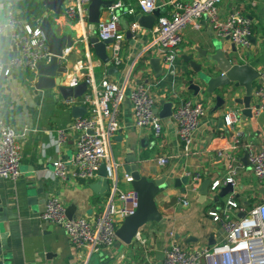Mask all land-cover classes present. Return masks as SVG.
<instances>
[{"label": "crops", "instance_id": "1", "mask_svg": "<svg viewBox=\"0 0 264 264\" xmlns=\"http://www.w3.org/2000/svg\"><path fill=\"white\" fill-rule=\"evenodd\" d=\"M108 1L120 2L121 7L115 12L119 17V29L125 35L130 26L137 22L135 18L139 12L136 1ZM26 4H29V1L23 3ZM64 5L65 2L62 4L61 14L58 15L46 12L38 6L29 8L31 14L25 19H19L21 10L15 9V13L18 20L33 28H39L42 18L46 17L57 37H71L73 46L66 55L67 82L77 77L76 63L85 60L86 53H89L96 82L107 77L109 81L125 86V97L118 116L120 129L112 139L109 162L106 163L117 166V172L123 164L126 152L132 148L131 156L140 157L141 176L151 181L165 179L161 193L155 199L162 221L159 224H148L142 230L155 251V258H158L159 251L171 242L169 233L174 235L173 241L186 247L221 242L224 239L222 230L211 223L206 213L211 208L221 206L225 198L215 201L218 191L209 194L202 201L198 189L205 180L224 185L229 176L228 166L231 165L236 200L246 208L264 201V187L257 183L250 168L242 162L245 155L244 145L251 143L257 147L264 144V113L248 118L242 115L243 107L236 104H227L223 109L214 111L215 100L205 96L196 97L205 102L208 111L190 149L186 152L177 140L175 126L169 118L162 120L163 130L158 138L153 136L150 129H136L133 126L132 108L128 99L129 91L142 84L151 92L159 113L164 107L160 102L170 103L172 110V106L179 100L193 97L182 83V74L187 68L181 56L188 54L193 48L205 51L209 43L217 38L204 21H201L200 30L188 28L177 50L174 73H166L165 66L160 61V71L156 73L150 60L158 59L159 52L157 48L147 49L153 40L150 31L154 22L148 31L140 28L137 37H125L123 51L120 53L122 64L116 74L109 76L106 74L108 66L103 65L94 56L88 41L83 38L84 33L93 37L94 27L88 22L80 24L65 16ZM11 6L13 5L0 7V22L6 20L7 11ZM232 8L243 9L251 20L254 41L246 60L241 62L256 71L264 66V0H222L221 16H225ZM129 10L133 13H128ZM156 10L160 13L159 16L167 12L165 0H155L153 12ZM107 13L108 11L104 10L100 20L105 19ZM140 35L141 38H138ZM223 47L225 54H228L232 44L226 42ZM106 50L109 56V47ZM9 51V42L2 36L1 58ZM236 56L239 58L237 50ZM36 81L34 72L20 70L2 80L0 84V113L17 136L21 153L18 180L11 182L0 178V196L8 210L7 222L4 224L7 250L3 252L7 259H3V264H81L86 259L85 252H75L64 230L60 226L41 222L39 214L47 199L56 196L62 201L65 210L72 209V219H94L102 213L108 195L96 193L99 187L92 188L93 185L99 184L98 177L82 182L71 178L63 181L55 176L53 163L67 162L74 153L77 134L70 127L77 116H83L85 113L72 110L73 107L81 106L65 105L64 98L57 88L37 90L34 87ZM242 96L243 92L239 91L236 97ZM229 110H240V120L234 128L227 127L224 120V114ZM59 128L67 130L68 133L67 142L62 148L56 145L55 130ZM235 132L240 133L238 142H235ZM141 140H145L143 148ZM218 151L222 152L221 156ZM159 157L167 159L164 166H158L156 159ZM195 173L200 174L201 182L196 190H192L189 177ZM124 178L125 175H121L117 186L122 191L131 189ZM184 178H187L186 185L181 181ZM175 180L178 181L177 185ZM113 189L111 184L110 192ZM182 190H185V193ZM183 199L188 201L187 207L182 206ZM124 259L122 254L116 252L115 246L111 250H103L92 256L89 263H126Z\"/></svg>", "mask_w": 264, "mask_h": 264}, {"label": "built area", "instance_id": "2", "mask_svg": "<svg viewBox=\"0 0 264 264\" xmlns=\"http://www.w3.org/2000/svg\"><path fill=\"white\" fill-rule=\"evenodd\" d=\"M139 14L147 16L155 9V0H135ZM65 16L75 19L78 23L87 22L90 0H65ZM222 0H165L167 12L156 17L153 29L152 43L147 48H157L159 61L165 66L166 73H174V62L177 59V50L183 42L184 32L188 28L201 29L204 21L217 39H227L235 46L241 61L246 60L251 48L252 23L241 8H232L225 16H221L220 5ZM121 7L120 2H112L106 9L108 15L101 19L94 27L93 37L99 42L111 40L109 47V63L120 67L122 60L120 52L125 35L119 29V17L116 10ZM128 13H133L129 10ZM140 28L134 22L129 31L132 37H137ZM9 33L10 40L17 48L18 56L10 59L6 65L0 56V74L5 67L4 77L13 72L29 70L36 72L38 63L47 64L52 55L49 52L43 32L17 19L15 10L7 11V18L0 22V38ZM84 41H89L90 35L83 34ZM89 45V43H88ZM72 48V47H71ZM71 48L64 49L59 62H66V55ZM90 50V49H89ZM146 50V51H148ZM245 55V56H244ZM77 77L66 81L63 86L76 87L85 82L86 92L79 98H66L67 106H81L85 114L76 118L70 129L77 134L75 149L67 162L53 163L54 173L60 180L71 178L76 181H91L97 177L101 165L105 164L106 178L114 189L106 198L102 213L94 218L79 217L68 219L62 201L51 196L47 199L39 220L43 223L60 226L68 239L70 246L77 253L86 254L81 264L89 263L92 256L103 250L115 248L117 242L116 230L120 223L132 215L138 204V194L132 190H119L117 181V166L109 162L111 142L120 125L118 116L120 106L125 97V86L117 85L104 77L96 82L93 75L90 54L86 53L83 61L76 63ZM86 71V76L81 71ZM68 72V71H67ZM257 81L252 89V103L250 110L253 116L264 113V66L256 70ZM132 108L133 126L138 129H150L155 138L162 134V119L155 113V99L149 89L139 84L128 93ZM207 107L203 100L185 98L172 106L169 120L175 126L176 137L184 151H188L193 143L195 134L207 115ZM227 127L234 128L240 120V110H229L224 114ZM56 145L62 148L67 142V130H55ZM240 133L235 132V142H238ZM247 154L250 171L259 185L264 187V144L255 147L251 143L243 146ZM221 156L222 152L218 151ZM21 153L17 136L5 123L0 113V178L16 182L20 176ZM158 166H164L167 159H156ZM229 176L224 185L218 182L211 183L208 195L218 192L220 188L231 184L234 187L233 167L228 166ZM192 190H196L201 182L198 173L189 177ZM129 184L132 179L125 176ZM183 207L188 201H181ZM243 214L239 218L238 215ZM213 225L218 226L224 239L213 245L186 247L173 241L174 235L169 233L171 242L164 246L155 258L154 249L143 234V228L135 234L131 247L134 253L140 254V263L137 264H264V201L246 208L238 202L234 193L225 197L222 205L211 208L206 213ZM98 264H128L124 262H103ZM132 264V262H130Z\"/></svg>", "mask_w": 264, "mask_h": 264}, {"label": "water", "instance_id": "3", "mask_svg": "<svg viewBox=\"0 0 264 264\" xmlns=\"http://www.w3.org/2000/svg\"><path fill=\"white\" fill-rule=\"evenodd\" d=\"M33 6L45 9L46 12H51L55 15L61 14L62 4L65 0H0V7L5 5H16L18 3L28 2ZM112 5L108 0H90L87 14V22L89 25H96L99 23L101 13L108 9ZM159 12L156 10L152 14L143 16L141 14L136 15V21L139 28L143 30H150L155 22V17L159 16ZM39 29L43 32L46 39L49 52L52 57L47 64L38 63L36 65L37 81L35 88L37 90H48L57 88L59 94L64 98H79L87 89V84L82 82L76 87L70 88L63 86L65 76L67 74V63L61 64L59 58L62 57L64 49L71 48L73 41L70 36L57 37L51 25L46 17L42 18ZM125 37L131 39L132 34L128 30L125 32ZM3 38L9 42L10 51L2 57L4 65L8 63L10 59L18 56L16 45L10 40L9 33H6ZM141 38V35L138 36ZM253 37H250L251 43H253ZM111 40L99 42L96 37H90L88 43L93 51L94 56L103 64L109 63V56L107 53V46L111 44ZM228 42L227 39H215L208 45L207 50L200 51L196 48L181 56V60L187 68L182 74V83L186 86L188 93L192 94L194 98L199 96H205L206 98L215 100L214 111L223 109L227 104H236L243 107L242 115L248 118L252 115L250 105L252 103V89L257 81V73L249 65L241 62L240 58L236 56V48L232 45V49L228 54H225L223 45ZM153 70L158 73L159 59H151ZM3 68L0 74V84L2 80H5ZM118 67L111 65L106 69V74L112 76L116 74ZM14 74V72L12 73ZM11 74V75H12ZM83 76H86V71H81ZM243 92L241 98H237L238 92ZM164 105L163 110L159 113L155 108V113L164 120L171 116V104L160 102ZM73 111L79 113H85L83 107H73ZM81 117V115L77 116ZM143 142L140 144L143 148ZM126 152L123 164L118 168L117 181L121 180V175L130 177L132 181L129 183L131 189L138 194V204L135 212L126 217L116 230L117 242L116 247L121 245L130 246L131 242L137 233V231L148 224H159L162 221V216L157 209L155 202L156 197L161 193V187L165 183V179L160 180H148L146 177L141 176L139 166L140 157L131 156V152ZM243 164L249 167L247 154L242 159ZM99 184H95L92 188L99 187V191L96 193L102 196H107L110 193L111 183L106 178L105 164L103 163L97 173ZM184 185L187 184V178L181 180ZM175 184L178 181L175 180ZM211 186L210 180L202 182L198 189V195L201 200H205L208 196L209 187ZM185 193V190H182ZM234 192V187L231 184H227L225 187L220 188L219 192L215 196V201L224 199L229 194ZM71 208L66 210V217L72 219ZM7 208L4 206L2 198L0 196V264H3V259H7L5 252L7 250V236L4 229V224L7 222ZM239 218L243 217V214L238 215ZM212 237L210 238V241ZM214 244L213 242L209 245Z\"/></svg>", "mask_w": 264, "mask_h": 264}, {"label": "rangeland", "instance_id": "4", "mask_svg": "<svg viewBox=\"0 0 264 264\" xmlns=\"http://www.w3.org/2000/svg\"><path fill=\"white\" fill-rule=\"evenodd\" d=\"M121 51H123V49ZM120 53L122 54V52ZM199 228L201 229V226ZM116 252L119 253L120 255L122 254L125 257L124 259L125 262L128 264H130V262H132V264H137L138 262L140 263L139 261L141 258L140 254L134 253L131 246L121 245L119 247H116Z\"/></svg>", "mask_w": 264, "mask_h": 264}, {"label": "trees", "instance_id": "5", "mask_svg": "<svg viewBox=\"0 0 264 264\" xmlns=\"http://www.w3.org/2000/svg\"><path fill=\"white\" fill-rule=\"evenodd\" d=\"M18 4H21V5H18ZM16 5H13L11 6V8L13 10H21V15L19 16V19H25V18H28V16L31 14V11L29 8H31L33 6V4H26V5H23V3H18ZM163 15V14H161Z\"/></svg>", "mask_w": 264, "mask_h": 264}]
</instances>
